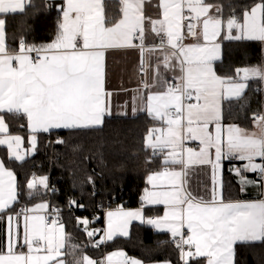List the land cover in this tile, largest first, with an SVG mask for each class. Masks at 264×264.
<instances>
[{
    "label": "snow or ice",
    "instance_id": "snow-or-ice-1",
    "mask_svg": "<svg viewBox=\"0 0 264 264\" xmlns=\"http://www.w3.org/2000/svg\"><path fill=\"white\" fill-rule=\"evenodd\" d=\"M146 2L118 0L119 16L110 18L106 0H53L45 8L59 14L54 38L37 45L21 37L12 48L7 17L26 13L32 0H0V146L10 159L23 162L35 154L41 133L102 127L111 115L107 54L135 50L141 69L137 103L164 125L146 135L148 162L159 156L163 170L148 175L150 188L144 190L143 201L165 211L146 217L143 209L109 210L105 230L89 229L87 218L77 221L96 249L129 237L132 222L139 221L169 233L183 264H236L238 244H264V111L253 114L255 128L248 130L225 124V102L243 101L241 107H246L248 82H264V65L236 69L233 76H221L216 65L223 60L225 40L264 44V0L246 5L160 0L157 18L145 15ZM189 38L193 42L186 44ZM167 73H173L171 80ZM5 114L26 118L29 149L22 148L23 137L10 134ZM191 142L198 146H189ZM225 160L239 162L229 171L241 192L258 187L260 199L225 200ZM203 165L211 168L207 197L192 188L193 168ZM86 183L94 188L95 180L89 175ZM24 187L29 199L42 198L50 190L47 176H33ZM19 196L15 172L0 159V222L5 225L0 264H67L71 237L62 210L50 208L44 199L17 209ZM68 207L83 210L86 205L71 199ZM49 211L55 213L51 219ZM78 251L82 249L72 244V264H143L122 250L103 258H76Z\"/></svg>",
    "mask_w": 264,
    "mask_h": 264
},
{
    "label": "trees",
    "instance_id": "trees-1",
    "mask_svg": "<svg viewBox=\"0 0 264 264\" xmlns=\"http://www.w3.org/2000/svg\"><path fill=\"white\" fill-rule=\"evenodd\" d=\"M53 0H32V6L26 13L10 15L6 20L8 43L12 48L23 37L29 44H43L51 41L57 31V11H48L46 3ZM59 2V0H56ZM217 2V0H213ZM229 3L246 5L251 0H219ZM109 17L119 16L118 0H106ZM264 64L263 44L253 41H227L223 45V60L216 65L221 76H233L236 69L246 66ZM262 82L250 80L246 91L247 106L242 108L243 101L225 102V122L237 123L243 127L253 125L252 116L263 109L264 94ZM5 119L12 134L30 135L26 118L5 114ZM159 122L153 120L145 112L136 116H107L102 127L83 130H52L41 133L34 155L23 162L10 159L5 146H0V156L8 167L15 170L20 185V206L31 207L41 199L50 201L53 206L63 212V222L71 240L79 242L83 250L91 255L102 258L106 252L114 249H125L133 256L145 262L169 260L174 264H182L180 251L177 249L167 232H159L153 227L134 222L130 236L117 237L112 242L93 248L86 233L77 221L87 218L91 223L89 229L98 227L105 230V217L94 220L92 213L102 208L137 207L144 205L143 194L148 187L147 177L155 171L163 169L159 156L152 157L146 148V135ZM23 126V127H22ZM57 157L53 161L55 175L53 186L58 190L38 199H29L26 195L25 183L30 181L33 171L37 175H46L52 158L53 144ZM58 139L64 141L57 143ZM91 175L95 180L94 188L86 183ZM237 190V185H236ZM234 188L225 185V197L243 198L244 194L236 193ZM95 193V194H93ZM232 193V194H231ZM75 199L86 205L83 210L68 207V202ZM161 207H149L146 215H160ZM102 235V233H101ZM96 236L94 239L98 240ZM236 264H264V244L237 245Z\"/></svg>",
    "mask_w": 264,
    "mask_h": 264
},
{
    "label": "crops",
    "instance_id": "crops-1",
    "mask_svg": "<svg viewBox=\"0 0 264 264\" xmlns=\"http://www.w3.org/2000/svg\"><path fill=\"white\" fill-rule=\"evenodd\" d=\"M160 3V0H147L145 3V15L147 17H152V18H157L160 17L161 14V9L158 7V4ZM193 41H191L192 43ZM227 42L225 40L224 43ZM190 44V43H189ZM263 52H264V44H263ZM140 57L138 56L137 51L135 50H110L107 54V59H106V89L112 93L110 100H109V108L111 111L110 116H136L143 111V103H140L138 105L137 100H136V95H137V89L141 85V69H140V63H139ZM264 65V64H263ZM173 76V73H167V78L171 80ZM148 79H151V76L148 77ZM249 83V82H248ZM263 88H264V82H262ZM141 95H143V92H141ZM195 102V101H192ZM139 109V110H137ZM263 110H264V103H263ZM127 113V115H125ZM107 117V116H106ZM6 120V119H5ZM7 123V121H6ZM8 124V123H7ZM225 124H233L229 122H225ZM237 124V123H234ZM239 125V124H238ZM161 123L154 125L153 127H163ZM240 126V125H239ZM152 127V128H153ZM242 128L248 129V130H254L255 125L251 127H243ZM10 134H12L10 132ZM13 135H20L23 137V149H29L30 148V135L28 137H25L24 135L21 134H13ZM39 139V137H38ZM39 142V140H38ZM189 146L196 148L198 146V142H191ZM36 152V151H35ZM10 154V153H9ZM33 154L29 153L26 158L32 156ZM25 158V159H26ZM0 159H3L0 156ZM239 162L232 160H225L224 161V197H225V185L227 184L228 180V186L230 189L234 188L236 190V185H237V190L236 193H240L241 195L244 194L245 197L241 198H227L225 197L226 201H254L258 200L261 198V189L258 187H248L246 192H241L240 190V185L237 183V177L233 174L230 173L229 169L233 167L234 165L238 164ZM6 167H8L6 165ZM10 170H15L11 167H8ZM163 170V169H162ZM193 172L196 173V176L193 178V183H192V188L196 193H199L200 195H204L207 197L209 195L210 189H211V168L210 166L203 165V166H196L193 168ZM152 174V173H151ZM17 182H18V176L17 173L15 172ZM250 178L255 179L256 175L255 174H248ZM34 175H32L33 177ZM40 176H47V175H38L36 177ZM48 177V176H47ZM50 182V178L48 177V183ZM147 188H150V185H148ZM232 194V193H231ZM41 202V201H39ZM49 202V201H48ZM38 203V202H37ZM50 203V202H49ZM35 203H33L34 205ZM32 205V206H33ZM26 206H20V208H23ZM29 207V206H27ZM149 207H161L162 208V213L160 215H153V216H148L146 215V209ZM17 208V209H20ZM119 207L116 208H111L110 210H116ZM125 210H139L143 209L144 215L146 217H159L162 216L165 209L163 206H148L144 203V205L137 206V207H123ZM105 229L107 225V216L105 214ZM100 220V219H99ZM134 222H139V221H133ZM131 224V227H132ZM5 225L3 222H0V244L3 243L5 239ZM66 233L67 229H66ZM130 233H131V228H130ZM75 244L78 246L79 249H82V251H78L76 253V258H79L80 255L86 254L90 257L97 258L90 253L86 252L83 250V246L77 242L70 240L69 246L67 248L68 255L65 258L67 261V264H72L73 261V255L71 254V245ZM122 250L127 253V256L130 258H135L143 262V264H164V262H168L169 260H163V261H155V262H145L142 259L138 257H133L131 256L127 250L119 248V249H114L111 251H108L105 253L103 257H105L107 254H110L113 251H118ZM102 257V258H103ZM171 264H174L172 261H170Z\"/></svg>",
    "mask_w": 264,
    "mask_h": 264
},
{
    "label": "built area",
    "instance_id": "built-area-1",
    "mask_svg": "<svg viewBox=\"0 0 264 264\" xmlns=\"http://www.w3.org/2000/svg\"><path fill=\"white\" fill-rule=\"evenodd\" d=\"M191 41H192V40L189 38V39L185 40V43H186V44H189V43H191ZM261 111H264V110L262 109ZM52 144H53L52 158H51V162H50V168H49V170H48V172H47V174H46V175L50 178V182H49L50 190H49V192L51 191L52 188L58 190V187L53 186V182H52V181H53V177H54V175H55V169H54V166H53V161H54V159L57 157V152H56V150L54 149L55 139L52 140ZM34 174H36V171H33V175H34ZM49 204H50V208H56V206H53V205L51 204V202H50ZM109 210H110V208H102V209H98V210H96V211H94V212L92 213V217L94 218V220H99V219H101L103 216H105V214H106L107 211H109ZM47 214L49 215V218H50V219L53 218V216L55 215V213L52 212V211H49ZM60 215H61V219L63 220V212H62V211H61ZM76 217L79 218L78 215H77ZM97 217H98V219H96ZM93 228H94V229H99L98 227H93ZM93 228H92V229H93Z\"/></svg>",
    "mask_w": 264,
    "mask_h": 264
},
{
    "label": "rangeland",
    "instance_id": "rangeland-1",
    "mask_svg": "<svg viewBox=\"0 0 264 264\" xmlns=\"http://www.w3.org/2000/svg\"><path fill=\"white\" fill-rule=\"evenodd\" d=\"M262 92H263V94H264V88H262ZM252 122H253V120H252ZM34 176H38L37 174H34ZM50 202V201H49ZM111 209V208H110ZM182 264H183V262H182Z\"/></svg>",
    "mask_w": 264,
    "mask_h": 264
}]
</instances>
